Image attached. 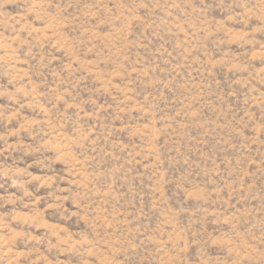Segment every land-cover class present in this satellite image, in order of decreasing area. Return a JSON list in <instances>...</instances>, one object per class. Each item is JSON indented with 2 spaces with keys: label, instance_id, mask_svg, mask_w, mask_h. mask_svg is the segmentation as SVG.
<instances>
[{
  "label": "rangeland",
  "instance_id": "obj_1",
  "mask_svg": "<svg viewBox=\"0 0 264 264\" xmlns=\"http://www.w3.org/2000/svg\"><path fill=\"white\" fill-rule=\"evenodd\" d=\"M0 264H264V0H0Z\"/></svg>",
  "mask_w": 264,
  "mask_h": 264
}]
</instances>
